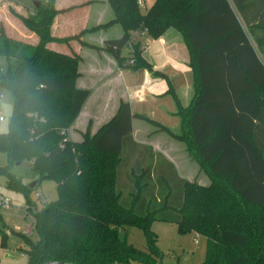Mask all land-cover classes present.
I'll list each match as a JSON object with an SVG mask.
<instances>
[{
    "label": "trees",
    "instance_id": "trees-1",
    "mask_svg": "<svg viewBox=\"0 0 264 264\" xmlns=\"http://www.w3.org/2000/svg\"><path fill=\"white\" fill-rule=\"evenodd\" d=\"M35 1L27 15L13 12L38 36L36 43L10 37L0 22V85L14 96L0 150L9 165L31 161L35 180L24 183L9 165L0 171L9 187L27 195L46 178L57 182L58 198L43 209L28 198L26 217L32 214L37 235L22 234L28 264H165L153 219L205 235L204 264H264V0H154L146 12L139 0H107L110 20L64 37L53 35L56 15L96 0L63 8L56 0ZM115 24L123 34L103 47L83 40L89 30ZM170 28L186 42L195 79L191 104L177 98L181 130L135 113L121 100L96 132L89 122L81 140L70 137L91 89L76 84L82 56L49 44L77 40L111 52L119 66L133 60L131 67L166 78L131 37L139 29L160 37ZM135 117L185 142L210 184L182 177L162 153L136 141ZM130 225L145 231L144 248L120 239V229Z\"/></svg>",
    "mask_w": 264,
    "mask_h": 264
},
{
    "label": "crops",
    "instance_id": "crops-1",
    "mask_svg": "<svg viewBox=\"0 0 264 264\" xmlns=\"http://www.w3.org/2000/svg\"><path fill=\"white\" fill-rule=\"evenodd\" d=\"M56 1L57 8H63L86 0L61 3L59 0ZM74 12L80 13L76 15ZM2 16L0 14V22L5 24L8 34L14 26L23 40L26 37L33 43L38 41L35 33L30 36L23 34V30L13 24L11 17L9 18L12 27H9L5 23L7 16L4 18ZM113 16L114 11L107 0H96L73 10L58 13L54 19L52 32L57 37L72 35L84 28L91 29L107 22ZM173 31L154 37L147 30L139 29L134 31L131 37V43L141 44L142 55L153 65V69L165 73L166 78L154 75L144 66L131 67L129 62L131 60L124 66H119L111 52L82 45L77 40H71L69 45L51 42L49 46L56 50L66 53L74 50L82 56L79 63L81 75L77 78L76 84L79 88L91 89L90 96L70 129L79 130L81 135V131H85L91 122V131L96 132L115 115L121 100H124L131 104L133 112L145 114L179 132L181 118L177 114V98L183 106L191 104L195 79L193 68L188 63V47L187 45L185 47L180 39L174 38L175 33L179 36L180 32ZM122 34L121 25L115 24L107 29L89 30L84 34L83 40L103 47L107 39L120 37ZM171 85L173 90L170 89ZM84 112L85 129L76 125ZM133 135L136 141L151 146L155 152L162 153L173 162L182 177L190 181L198 180L200 184H210V179L205 177L199 163L188 153L185 142L157 130V126L140 117L133 119ZM75 140H81V137Z\"/></svg>",
    "mask_w": 264,
    "mask_h": 264
},
{
    "label": "rangeland",
    "instance_id": "rangeland-1",
    "mask_svg": "<svg viewBox=\"0 0 264 264\" xmlns=\"http://www.w3.org/2000/svg\"><path fill=\"white\" fill-rule=\"evenodd\" d=\"M59 1L61 3L70 0ZM76 1L80 0H72V2ZM153 3L154 0L141 1V9L146 11ZM34 5L33 0H0V14L3 15V18L7 16L5 17V23L8 24L9 27H12V22L9 18L11 17V19H13V24H16L22 29L23 34L30 36L35 32L24 25L14 12L27 15L29 11L33 10ZM74 13L79 15L80 12ZM76 21L80 22L78 19H76ZM15 29L16 28L13 26V29L8 35L14 39H22L19 31ZM171 30L173 31L175 29H168V31ZM178 34L179 36L175 33L174 38L180 39L179 41L186 47L184 38L180 33ZM25 38V41L33 43L30 38ZM0 61L4 64V60ZM13 110V93L6 87L0 85V111H2L5 117V120H0V132L9 129ZM98 112L100 113V111ZM84 122L85 112L81 115L76 125L85 129L86 123L84 124ZM69 135L75 139L81 137L77 129H70ZM7 165H9L8 156L4 151L0 150V166ZM9 169L13 175L20 177L26 184L35 180L32 163L29 160H25L20 164H11L9 165ZM203 172L205 177L210 179L207 173L205 171ZM7 180V173L0 171V194L3 195L4 198L10 200V204L7 207L0 205V264H28L29 256L26 252L27 246L22 234L25 233L30 235L34 239L37 236L36 233L33 232L34 228L30 227L27 229L29 225L34 223L32 214L26 217L25 208L28 198L36 204L38 209H43L47 203L58 198L57 182L54 179L46 178L42 180L36 189L30 191L29 195H27L22 190L9 187ZM195 181L199 183L198 180ZM39 194H41V196ZM151 228L158 236V245L163 254V262L165 264H204L207 254V237L205 235L195 230L185 231L178 223L161 219H153ZM119 237L123 240L126 239L128 242L141 249L147 244L145 231L138 226L130 225L121 228Z\"/></svg>",
    "mask_w": 264,
    "mask_h": 264
},
{
    "label": "water",
    "instance_id": "water-1",
    "mask_svg": "<svg viewBox=\"0 0 264 264\" xmlns=\"http://www.w3.org/2000/svg\"><path fill=\"white\" fill-rule=\"evenodd\" d=\"M36 5H38V2L33 0ZM21 162H17V164H20ZM37 182L32 183V187L36 185ZM42 264H79V263H74V262H69V261H61V260H48ZM106 264H127V263H120V262H114V263H106Z\"/></svg>",
    "mask_w": 264,
    "mask_h": 264
},
{
    "label": "built area",
    "instance_id": "built-area-1",
    "mask_svg": "<svg viewBox=\"0 0 264 264\" xmlns=\"http://www.w3.org/2000/svg\"><path fill=\"white\" fill-rule=\"evenodd\" d=\"M141 1H143V0H139V2H141ZM129 62L132 63L133 60H131ZM0 120H2V121L5 120V117H4L3 113H2V111H0ZM39 195L41 196V194H39ZM9 204H10V200L8 198H4L3 195L0 194V205L7 207ZM30 227L33 228L34 227V224L29 225L27 227V229H29Z\"/></svg>",
    "mask_w": 264,
    "mask_h": 264
}]
</instances>
